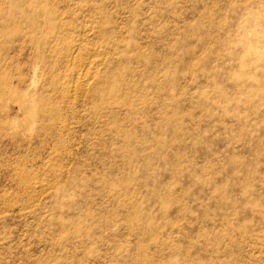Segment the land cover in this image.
I'll list each match as a JSON object with an SVG mask.
<instances>
[{
	"label": "rangeland",
	"instance_id": "1",
	"mask_svg": "<svg viewBox=\"0 0 264 264\" xmlns=\"http://www.w3.org/2000/svg\"><path fill=\"white\" fill-rule=\"evenodd\" d=\"M0 264H264V0H0Z\"/></svg>",
	"mask_w": 264,
	"mask_h": 264
}]
</instances>
